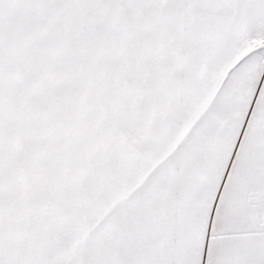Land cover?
<instances>
[{
    "label": "snow or ice",
    "instance_id": "snow-or-ice-1",
    "mask_svg": "<svg viewBox=\"0 0 264 264\" xmlns=\"http://www.w3.org/2000/svg\"><path fill=\"white\" fill-rule=\"evenodd\" d=\"M0 264H264V0H0Z\"/></svg>",
    "mask_w": 264,
    "mask_h": 264
}]
</instances>
